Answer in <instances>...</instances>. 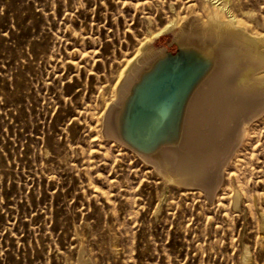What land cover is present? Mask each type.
<instances>
[{
	"label": "rangeland",
	"instance_id": "374dc122",
	"mask_svg": "<svg viewBox=\"0 0 264 264\" xmlns=\"http://www.w3.org/2000/svg\"><path fill=\"white\" fill-rule=\"evenodd\" d=\"M205 9L202 0H0V264H243L246 247V264H264V114L211 194L168 183L96 136V123L71 119L123 54L172 20L153 44L176 53L191 34L179 27Z\"/></svg>",
	"mask_w": 264,
	"mask_h": 264
},
{
	"label": "bare ground",
	"instance_id": "6f19581e",
	"mask_svg": "<svg viewBox=\"0 0 264 264\" xmlns=\"http://www.w3.org/2000/svg\"><path fill=\"white\" fill-rule=\"evenodd\" d=\"M259 1L202 0L203 7L206 8L203 16L196 13L191 17L187 16L188 19L185 18L186 21L179 27V31H190L191 34L187 37L189 43H184L181 52L195 67L202 69V73L187 89L189 94L187 93L183 102L178 105H175L177 102L174 103L186 90L188 82L179 81L169 87L168 92L163 95L167 83L161 82V79H151L160 71V66L167 60L168 54L165 48L156 50L154 40L160 34L174 30V24H179V21L174 23L172 20L161 30L139 41L136 48L133 47V52L128 49L127 52H132L130 55L121 51L123 58L118 59L119 62L116 60L118 63L115 62L114 67L104 71L102 85L99 84L101 82L96 84L97 87L101 86L99 94L87 93V100L81 96L83 103L79 110V106H76L78 112L77 115L71 116L72 121L75 123L83 116L96 123L99 127L96 136L100 134L99 138L103 137L111 146L114 147L116 143L119 149L126 148L151 163L167 181L203 188L209 194L213 193L219 183L222 167L238 143L246 138L243 145L251 144V131H248L247 126L264 114V5L258 6L259 9L255 7L259 10L256 9L257 13L253 7L260 5ZM171 7L174 10L176 6L173 4ZM91 53L92 51L88 54ZM92 56L96 58L95 55ZM72 61L74 60H71L74 65ZM101 62L104 64L103 59ZM95 72L96 70L92 72L93 75ZM168 79L167 77L165 80ZM95 80L97 83V78ZM144 84L145 86L141 87ZM140 87H146L145 92H139ZM80 89V86L76 88ZM82 89L85 90L83 87ZM137 97L141 99L136 101ZM132 103L136 104L130 120L128 114ZM173 105L175 107H172ZM181 105L184 114L178 136H169L174 134V131L168 129L169 134L158 138V145L149 152L133 145V137L145 138L149 134L152 135L161 124H166L169 118L171 122L174 121ZM172 112H175V115ZM90 126L86 127L92 130ZM230 191L237 206L243 199L242 190L236 186ZM249 258L250 251L246 247L243 264H246ZM86 259L80 256L78 264H89Z\"/></svg>",
	"mask_w": 264,
	"mask_h": 264
},
{
	"label": "water",
	"instance_id": "95a60500",
	"mask_svg": "<svg viewBox=\"0 0 264 264\" xmlns=\"http://www.w3.org/2000/svg\"><path fill=\"white\" fill-rule=\"evenodd\" d=\"M160 68H161L160 71L158 70L159 72L156 75H153L151 77V79H152V81H156L158 79H161L160 80L161 82L164 81L165 84L167 83L166 92H162L163 95L168 92L169 87H171L174 84L175 85L178 84L179 81L183 80L184 83H185V81L188 82V85L185 84L186 90H184V92L178 98V100H176L174 102V103L177 102L175 105H178L179 102L181 103L185 100V98L189 94L188 93L189 90L187 91V89H189L191 87V84L193 85V82L195 80L199 79V77L202 73V69L195 67L193 65V63L190 62L182 54L181 48H179L178 51L174 54L168 52L167 60L163 63L162 66H160ZM167 77L169 78L168 81L165 80V79H167ZM144 86H145V84L142 85L141 87H144ZM141 87L138 89V91L141 93L145 92L147 86L143 89ZM140 99H141V97H137L135 100L137 101ZM135 104L136 103H132L131 107H130L131 109H130L129 114H128V118L130 116V120H131V116H132V109L135 106ZM172 107H175V106L173 105ZM172 107L169 110H171ZM183 114H184V109H183V105H181L180 110H178L176 113L174 121L171 122V118H169V120H168V122H166V124H163V125L161 124V126H159L157 128V130L155 132H153L152 135L149 134V136L147 135V137H145V138L133 137V139H132L133 145L136 146L137 148H139L140 150L149 152L150 150H152L153 148H155L158 145V142H159L158 138H160L161 136H167L169 134L168 129H172L174 131V134H171L169 136H178L179 131H180V127H181V123H182V119H183ZM173 115H175V112L173 113Z\"/></svg>",
	"mask_w": 264,
	"mask_h": 264
}]
</instances>
